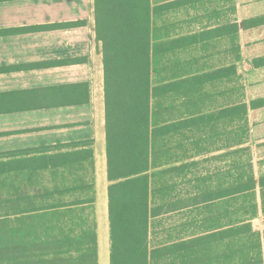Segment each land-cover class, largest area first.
<instances>
[{
  "label": "crops",
  "instance_id": "0c3cea01",
  "mask_svg": "<svg viewBox=\"0 0 264 264\" xmlns=\"http://www.w3.org/2000/svg\"><path fill=\"white\" fill-rule=\"evenodd\" d=\"M158 1L152 0L153 8L180 5L154 13L152 37L156 18L209 0L187 4H182L184 0ZM246 1L242 8L241 0H233V17L219 16L211 23L215 25L206 24L153 47L154 57L198 48L209 51L211 44L232 38L183 49H174L173 43L219 24L240 26L249 20L256 21V26L239 29L236 44L240 48L242 37L248 34L249 50L254 53L252 66L264 71V66H257L264 62V0ZM240 63L241 56L237 64L212 71L232 65L238 73ZM153 66L154 59L152 73ZM204 71L178 80L193 81L208 73ZM104 78L96 0H0V169H10L0 173V201L9 203L8 208L0 209V239L12 237L7 233H38L34 239H26L37 245L28 246L54 248L60 262L76 253L79 264H111ZM152 85L160 87L153 84V77ZM208 85L212 84L192 85L184 91ZM172 94L177 93L167 96ZM261 100L264 95L252 102ZM259 111L264 106L249 108L248 116ZM88 151L92 158H87ZM70 154L80 161L72 162L74 157L66 156ZM152 233L153 229L151 241ZM175 241L169 237L156 246Z\"/></svg>",
  "mask_w": 264,
  "mask_h": 264
},
{
  "label": "trees",
  "instance_id": "16d2710c",
  "mask_svg": "<svg viewBox=\"0 0 264 264\" xmlns=\"http://www.w3.org/2000/svg\"><path fill=\"white\" fill-rule=\"evenodd\" d=\"M192 1L184 0L182 4ZM178 5L180 3L153 8L152 0H96L97 37L103 45L105 71L111 264H230L236 256L243 261L242 264H263L262 233L252 227L251 219L258 215L261 208L264 211V177H256L252 159L237 164L235 172L215 187L211 177L205 178L204 182H210L207 189L189 199L164 204H156L155 199L153 201V189L159 173H151L152 141L167 131L166 127L160 128L157 135L153 131L152 100L188 86L214 84L238 74L237 67L231 65L202 74L193 81L181 80L160 87L152 85L155 54L152 18L154 13L175 9ZM256 24V21L249 20L240 26L230 22L219 24L204 33L176 41L173 48L183 49L224 37H231L235 43L239 29L248 30ZM254 63L257 65V62ZM257 66H264V62ZM263 106L264 100L252 102L250 106L243 103L210 113L183 127L214 121H245L249 108ZM246 150L240 148L214 160L240 156ZM86 155L92 158L91 151ZM66 156H73L72 162L80 161L76 154ZM185 169L186 166L172 168L160 175L180 174ZM9 170L1 168L0 173ZM220 206L230 208L218 217L219 220L226 218L227 224H216L219 220L209 214ZM200 210L208 213L209 217L203 224L202 220L196 221L195 224H202L197 227L198 233L178 238L172 243L151 245V229L160 217Z\"/></svg>",
  "mask_w": 264,
  "mask_h": 264
},
{
  "label": "rangeland",
  "instance_id": "374dc122",
  "mask_svg": "<svg viewBox=\"0 0 264 264\" xmlns=\"http://www.w3.org/2000/svg\"><path fill=\"white\" fill-rule=\"evenodd\" d=\"M246 2V0H241L242 8L245 7ZM232 14L233 0H209L202 4L192 5L188 10L162 15L155 19L154 47L168 44L171 37L197 31L206 24L215 25L211 23L218 20L219 16L221 18L233 17ZM220 41L211 44L209 51L198 48L192 52H178L175 55L165 54L159 58L158 55L154 57L153 84L164 86L188 74L206 72L204 70L210 72L217 67L229 65L231 62L237 64L238 57L241 56L238 75L234 78L231 77L191 91L183 89L175 92L177 94L152 100L153 131L156 135L162 127H166L167 131L164 135H157L152 141L153 170L151 173H159L153 189V201L155 199L156 204L179 202L181 199L193 197L210 185V182H204L207 177L212 178L215 187L218 183L225 181L227 175L235 172L237 164L240 165L248 159H252L256 177H264V111L253 112L245 121L239 119L233 122L214 121L203 126L183 127L189 122L200 120L203 116L218 113L222 109L236 106L239 103L250 104L253 99L264 95V71L255 70L252 66L254 53L249 50L248 34L242 37L240 48L236 42L233 43L231 40ZM239 49H241V54ZM179 127L183 129L180 130ZM240 148L248 150L242 152L240 156L214 160L224 153H232ZM194 163L198 165L195 167ZM181 165H186L187 168L180 174L173 172L160 175L162 171ZM258 200L261 202L260 194H258ZM8 204V201H0V209L8 208ZM228 209L230 208L220 206L209 214L219 220L218 217L225 214ZM208 217V213H203L201 210L199 212L182 211L162 216L154 225L151 242L153 245H159L167 242L169 237L178 239L189 234L192 236L197 232L196 227L201 226ZM225 219H220L215 223L227 224V219ZM198 220H202V224H195ZM251 222L252 227L262 233L261 244L264 259V211L262 208L258 215L251 219ZM187 228L189 230H186ZM7 234L12 237L0 239V264L80 263L76 253L66 258L67 261L60 262L56 259V249L28 246L37 245L34 240L26 241V239L29 236L30 239H34L39 236L38 233ZM38 243L41 242L38 241ZM88 255L89 253L87 257ZM242 263L239 256H236L230 264Z\"/></svg>",
  "mask_w": 264,
  "mask_h": 264
}]
</instances>
